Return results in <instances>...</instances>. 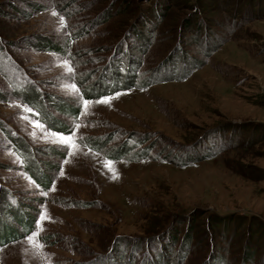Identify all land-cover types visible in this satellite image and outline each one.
<instances>
[{
  "label": "rangeland",
  "instance_id": "obj_1",
  "mask_svg": "<svg viewBox=\"0 0 264 264\" xmlns=\"http://www.w3.org/2000/svg\"><path fill=\"white\" fill-rule=\"evenodd\" d=\"M0 196V264H264V0H0Z\"/></svg>",
  "mask_w": 264,
  "mask_h": 264
},
{
  "label": "snow or ice",
  "instance_id": "obj_2",
  "mask_svg": "<svg viewBox=\"0 0 264 264\" xmlns=\"http://www.w3.org/2000/svg\"><path fill=\"white\" fill-rule=\"evenodd\" d=\"M69 71H71V69H69ZM121 94L122 93H117L116 95L118 96V95H121ZM111 99H113V97H102L100 100L96 101V103H98V104L108 103V102H110ZM83 103H84L85 106H87L89 104V101L84 100ZM60 140H61L62 144L65 145V150H66V146L69 143V141L72 140V136L71 135H69V136L61 135L60 136ZM61 174H63V173H61ZM112 178L116 179L118 177L114 174ZM45 218H46V213L45 212H41V215H40V217H39V219L37 221V224L39 225ZM28 239H29V241H31L32 237L29 236Z\"/></svg>",
  "mask_w": 264,
  "mask_h": 264
},
{
  "label": "trees",
  "instance_id": "obj_3",
  "mask_svg": "<svg viewBox=\"0 0 264 264\" xmlns=\"http://www.w3.org/2000/svg\"><path fill=\"white\" fill-rule=\"evenodd\" d=\"M4 197H5V196H4ZM1 198H2L3 200H1ZM0 201H4V202H5L6 200H5V198H3V196H0ZM15 218H17V216H15ZM17 219H18V218H17ZM0 223H1V221H0ZM25 223H26V222H25ZM1 224H2V223H1ZM22 225H23V224H22ZM1 226H2V225H1ZM9 227H12V226L10 225ZM9 227H8V228H9ZM2 228H3V229H7L4 225H3ZM8 230H10V229H8ZM5 233H8V231H4V232L2 231V234H0V239H2L1 236H4V238L6 237L5 235H3V234H5Z\"/></svg>",
  "mask_w": 264,
  "mask_h": 264
}]
</instances>
